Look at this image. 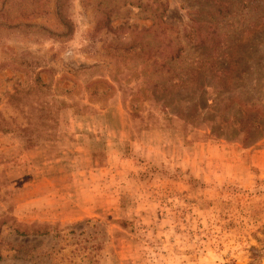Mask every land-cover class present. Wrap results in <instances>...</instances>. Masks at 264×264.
Returning a JSON list of instances; mask_svg holds the SVG:
<instances>
[{
    "label": "rangeland",
    "instance_id": "374dc122",
    "mask_svg": "<svg viewBox=\"0 0 264 264\" xmlns=\"http://www.w3.org/2000/svg\"><path fill=\"white\" fill-rule=\"evenodd\" d=\"M239 1L0 0V117L49 139L0 132V264H264V134L184 124L161 106L177 88L153 89L163 21L204 40L170 64L179 79L217 55L230 79L209 97L264 94V23ZM239 39L259 46L244 89Z\"/></svg>",
    "mask_w": 264,
    "mask_h": 264
},
{
    "label": "trees",
    "instance_id": "16d2710c",
    "mask_svg": "<svg viewBox=\"0 0 264 264\" xmlns=\"http://www.w3.org/2000/svg\"><path fill=\"white\" fill-rule=\"evenodd\" d=\"M254 1L256 0H240V7L238 11L240 14L245 11V16L249 11L253 12L254 10L257 15L254 17L256 21H251V25H257L258 21L264 23V15L258 13V6H254ZM237 9H235V15L238 14ZM252 16V15H251ZM194 23V21H192ZM248 25L244 29L252 30ZM254 26V27H255ZM257 27V26H256ZM163 21L159 24L155 30L157 34V48H155L156 64L158 67H155L153 71V76L156 78L154 80V94L157 98V94L161 95L162 92L167 91L164 85L169 84L170 87L177 88V94L173 97V103H170L169 100L161 99V106L163 109L172 112L170 115L181 120L184 124L197 126L202 125L213 133H219V137H226L228 134L238 133V136L242 135L244 140L251 142V145L256 143L264 134V94L258 97H249L248 100H237L229 94H224V97L220 98L219 96L209 97L210 91L214 89L211 85L212 83L223 79L226 81L230 79L228 75V69L225 67L224 63L226 62L227 57L222 61V56L212 55L209 60L206 62L202 58L199 60L193 61L191 64V70L188 74V79H179L177 72L173 70L171 63L181 61V57L185 51V44H193L194 37L198 36V32L194 30L185 31L186 42L183 44L178 37H172L174 32L169 29ZM193 27H191L192 29ZM195 34V35H194ZM196 47H201L204 43L203 39L195 40ZM244 42V43H243ZM237 44V45H236ZM259 49L257 43H250L248 40L244 41L239 39V42L235 43V82L238 83V88L244 89L245 75L249 70L254 68V59L252 54ZM258 61V60H257ZM203 64L206 65L203 67ZM253 62V63H252ZM250 63H252L250 65ZM264 71V66H260ZM212 68L214 73L212 77L207 78V71ZM209 73L211 71L209 70ZM253 79V84L259 90L261 89L264 78H259L255 74ZM181 78V76H180ZM243 84L241 87L239 84ZM186 86V90L182 91L183 86ZM169 91V90H168ZM252 92L255 91L254 88L251 89ZM142 92V89L135 91L131 95L130 99V109L133 117L138 116L137 109H134V102L138 98V94ZM199 93V96L195 94ZM187 94L186 97L184 95ZM203 95V97H201ZM159 97V96H158ZM14 99V96L11 97ZM185 103H182V102ZM159 103V102H157ZM174 104V105H173ZM63 106L69 107L65 103H62ZM155 106V105H154ZM172 106V107H171ZM177 109V110H175ZM166 119L171 120V116L168 114L165 116ZM42 127L43 123H27L26 127L13 125L0 117V132L2 133H16L22 132L20 135L23 137L24 147L32 148L35 147L40 141L49 140L44 135H35L32 134V129L36 126ZM187 127L184 125V130L186 131ZM30 134L27 135V132ZM45 233V232H44ZM42 233V234H44ZM1 260V257H0Z\"/></svg>",
    "mask_w": 264,
    "mask_h": 264
},
{
    "label": "crops",
    "instance_id": "0c3cea01",
    "mask_svg": "<svg viewBox=\"0 0 264 264\" xmlns=\"http://www.w3.org/2000/svg\"><path fill=\"white\" fill-rule=\"evenodd\" d=\"M259 153H260V156H263L264 155V151L259 152ZM254 157H257V155H255Z\"/></svg>",
    "mask_w": 264,
    "mask_h": 264
}]
</instances>
